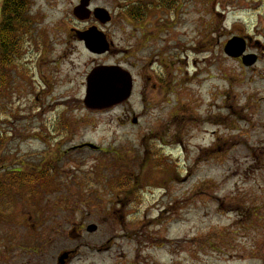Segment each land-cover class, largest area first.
<instances>
[{
  "label": "rangeland",
  "instance_id": "rangeland-1",
  "mask_svg": "<svg viewBox=\"0 0 264 264\" xmlns=\"http://www.w3.org/2000/svg\"><path fill=\"white\" fill-rule=\"evenodd\" d=\"M24 3L0 75V133L11 170L32 172L54 146L40 171L39 264L65 253L66 264H264V0H92L137 81L101 111L83 102L97 58L63 44L80 0ZM247 34L261 60L243 69L224 50ZM86 142L101 151L76 149Z\"/></svg>",
  "mask_w": 264,
  "mask_h": 264
},
{
  "label": "flooded vegetation",
  "instance_id": "flooded-vegetation-1",
  "mask_svg": "<svg viewBox=\"0 0 264 264\" xmlns=\"http://www.w3.org/2000/svg\"><path fill=\"white\" fill-rule=\"evenodd\" d=\"M10 3L8 0H0V72L5 73L7 78V70L10 68V57L11 55L10 50L12 46L9 44V28H8V18L7 10L10 7ZM7 15V16H6ZM13 16V15H11ZM7 17V18H6ZM75 25H69L66 31V37L63 41V44H68L69 42L76 41L78 44H81L84 49L90 54L92 57L97 58L92 62H95L93 66L87 71V76L85 77V81L83 80V87H87L88 77L89 75L96 69L103 68L106 66L116 67V68H123L128 70V66H133V63L130 62V57H126L128 51L118 49L119 47L116 46V38H113V33L109 29L112 25V19L106 23H102L101 21L97 20L94 16H90L87 20H78L72 21ZM129 23H132L134 27H136V21L133 19L128 20ZM77 23V24H76ZM141 23V21H140ZM97 28L99 32H101L108 44V51L105 53H98L92 52L86 46L84 40L80 39L78 32H86L91 28ZM144 35V33H143ZM133 36V34H132ZM56 39V37H55ZM248 48L250 47L251 43H256L253 39L248 38ZM55 41V40H54ZM54 41L51 40V37L47 39L45 47L49 48ZM16 54H19L17 52ZM114 57L113 61H110L109 57ZM261 60V57H258V62ZM10 65V66H9ZM49 66V65H48ZM57 63L53 66V69L56 68ZM88 67V66H85ZM244 67V66H243ZM252 68V67H249ZM246 69V67H244ZM51 68L48 70L50 71ZM132 74V71H130ZM132 80L134 87L136 86V77L132 74ZM8 79V78H7ZM46 87L48 89H53L54 83L48 79L45 80ZM86 90V88H85ZM264 115V109H263ZM10 139L7 138V141L4 139L3 133H0V223L2 220H7V217L12 215V212L15 208H18V212L21 215V218H15V221L9 220L8 222L12 221V225L10 229L6 230V236L0 237V264H24V257L25 254L29 257V263L31 264H39V256L42 247H40V230H41V217H40V181L43 179L42 175L40 174L41 169L43 166L45 169L52 165V163L57 162L56 157L52 156L51 150L54 148L53 144L50 146L45 155L43 161L35 164L32 168V172L25 173L23 169H21L22 165L16 166V169H9L5 165L3 153L4 145ZM85 147H78L76 149H85ZM215 149V148H214ZM213 149V150H214ZM94 151H101V149H97ZM47 155H49L47 157ZM142 165V164H141ZM2 171H6L7 173H16L13 176L19 178L20 180H12L11 186L6 187L7 192L4 193L1 190L3 187L4 176L1 174ZM22 173V174H21ZM32 173V174H31ZM7 175V174H6ZM3 180V182H1ZM44 180V179H43ZM46 181L50 182L49 178H46ZM2 183V185H1ZM5 189V188H4ZM30 195H29V194ZM7 194V195H6ZM28 194V195H27ZM8 198H6V197ZM8 201V204H13V211L7 213L6 215L3 214V209L9 211L6 208L5 201ZM25 203L28 205L26 206ZM31 204V207L29 206ZM15 206V207H14ZM27 207V208H26ZM2 224L0 225V227ZM1 229V228H0ZM21 233L22 238L18 237V234ZM6 242V243H5ZM21 250V254L19 252ZM22 260V261H21Z\"/></svg>",
  "mask_w": 264,
  "mask_h": 264
},
{
  "label": "water",
  "instance_id": "water-1",
  "mask_svg": "<svg viewBox=\"0 0 264 264\" xmlns=\"http://www.w3.org/2000/svg\"><path fill=\"white\" fill-rule=\"evenodd\" d=\"M90 0H81L79 6L74 9V14L81 20L90 17L91 11L88 8ZM95 15L102 22L110 20L108 10L96 8ZM80 38L86 41L88 48L94 52L103 53L108 47L102 34L92 32V30L80 33ZM246 50L244 38L234 37L225 46V52L234 58L243 56ZM256 55L249 54L243 56V61L250 66L256 62ZM132 94V81L128 72L116 67H104L95 70L88 81V91L85 104L91 109H103L124 102ZM137 119H134V123ZM91 148H96L94 144H88ZM97 230L96 225L88 227L89 232ZM68 254L62 255L61 264H65Z\"/></svg>",
  "mask_w": 264,
  "mask_h": 264
},
{
  "label": "trees",
  "instance_id": "trees-1",
  "mask_svg": "<svg viewBox=\"0 0 264 264\" xmlns=\"http://www.w3.org/2000/svg\"><path fill=\"white\" fill-rule=\"evenodd\" d=\"M24 2H25L24 0H21V2L18 0L17 1L16 0H9V3L11 5L10 10L8 9V14H10V19L8 18V20H9L8 26L10 27V29H9V44H8L9 46H10V42H11L10 41V34L12 33V30H11L12 26H10L11 25L10 22H11V20L15 19V16L13 17L11 15L12 14L18 15L21 12V10H23V8L26 7V4ZM144 13H145V11L143 13L140 12V14H142V16H144ZM131 14H132V12H131ZM132 16H134V15H132Z\"/></svg>",
  "mask_w": 264,
  "mask_h": 264
}]
</instances>
